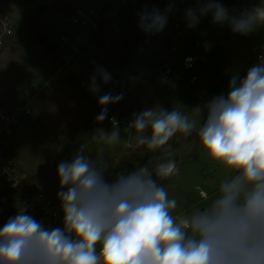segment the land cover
<instances>
[{
  "label": "clouds",
  "instance_id": "9594fccd",
  "mask_svg": "<svg viewBox=\"0 0 264 264\" xmlns=\"http://www.w3.org/2000/svg\"><path fill=\"white\" fill-rule=\"evenodd\" d=\"M171 11V5L163 13L143 10L140 28L149 34L163 31ZM208 14L214 24L227 23L233 32L247 34L264 24V0L239 17L230 16L219 0H204L185 10L187 27H196ZM97 72L104 83L110 81L104 69ZM230 89L227 98L217 96L206 105L207 120L199 129L209 155L237 172L221 184L209 207L177 223L170 214L177 201L168 199L147 166L108 184L103 169L81 150L57 169L61 187L67 186L58 193L64 230L47 229L21 211L0 228V264H264V62L251 67L239 85L233 77ZM91 91H99L95 75ZM120 99L122 94L106 93L99 104ZM200 113L199 107L190 115L150 109L134 114L129 127L140 134L139 145L156 149L177 132L189 134ZM106 117L104 107L96 119ZM149 128L150 136L144 134ZM102 139L118 142L119 130ZM175 171L169 160L157 166L156 174Z\"/></svg>",
  "mask_w": 264,
  "mask_h": 264
},
{
  "label": "rangeland",
  "instance_id": "374dc122",
  "mask_svg": "<svg viewBox=\"0 0 264 264\" xmlns=\"http://www.w3.org/2000/svg\"><path fill=\"white\" fill-rule=\"evenodd\" d=\"M58 1L60 0H0V11L7 14L17 26L16 44L0 54V104L26 103L30 105L32 112L26 129H19L11 139L2 143L1 150L28 177L44 163L47 153L53 151L89 112L96 100L92 97L95 93L91 91L92 77L96 76L99 90H103L115 78L114 69L118 58L127 53L120 41V31L119 34L107 32L111 45L99 54L80 49L73 54L74 58L68 64H62L61 57L59 61L51 58L28 33L31 27L41 30L58 47L61 36L79 32L84 34V31L76 30L71 25L70 16L57 6ZM127 1L132 11L142 12L147 9L151 12L159 9L162 13L166 10L163 3L168 2ZM170 1L175 7L171 6L172 11L168 13L163 31L155 33L156 38L148 44L146 42L116 76L130 93L131 100L122 106H113L111 116L118 119L119 114L126 115L134 109L135 104L138 111L129 113L116 127L107 122L101 133L95 134L85 144L83 154L103 169L105 182L112 184L116 182L121 159L127 148L139 146L137 136L140 134L127 125L128 121L134 122V114L150 109H163L190 115L199 107L201 113L190 133L177 132L165 146L176 157L175 175L165 187L168 199L177 201L176 208L171 209L170 214L186 218L197 209L209 207L220 195L221 184L237 174L236 170L209 155L202 145L199 129L207 120L206 105L217 96L228 97L232 78L235 77L239 85L251 67L264 62V24H258L254 30L241 34L233 32L227 23L214 24L211 14H208L200 17L195 30L186 25L169 32L171 23L181 14L179 0ZM253 1L255 0H219L229 10L230 16L237 17L247 13ZM256 1L258 5L255 8L261 5V0ZM203 2L204 0H199L200 4ZM64 3L72 9L82 3L98 9L103 5L101 2L95 4L92 0H64ZM181 19L186 21L185 15ZM139 22L140 18L132 24L140 32L146 33L140 28ZM163 33L167 37L158 39ZM171 33L175 35L174 38L170 36ZM166 40H172L174 44L187 42L190 45L189 53L197 60L195 67L183 74V82L162 77L159 74L161 67L155 66L159 58L163 59L168 54ZM254 48L256 49L253 50ZM258 55L262 58L258 59ZM90 61L95 63L94 66L89 64ZM203 61L205 62L202 64ZM100 68L110 74L108 83L100 78L97 72ZM76 72H79L77 76ZM192 75L197 80L190 85L188 80ZM80 81L87 86H81ZM114 128L119 130L120 140L109 144L102 137L104 133L110 134ZM59 164L43 191L62 205L58 193L67 191V186L61 187L57 171ZM201 192L205 194V198L201 197ZM3 194L5 189L0 184V196ZM8 220L7 217L1 218L0 226L3 227Z\"/></svg>",
  "mask_w": 264,
  "mask_h": 264
},
{
  "label": "built area",
  "instance_id": "2783aa9c",
  "mask_svg": "<svg viewBox=\"0 0 264 264\" xmlns=\"http://www.w3.org/2000/svg\"><path fill=\"white\" fill-rule=\"evenodd\" d=\"M92 1L95 4L101 2L103 5L98 9L82 3L80 6L75 7L69 15L71 25L76 30L84 31V34L79 32L70 36L63 35L60 37L59 47L62 50V64H68L72 61V58H74L73 54H76L80 49L91 50L94 54H99L104 48H108L111 45L107 32L119 34L123 22L128 21V19L134 22L140 18V10H134L130 14H127L119 0ZM171 3L168 0V8ZM179 5L181 14L171 23L169 32L177 31L182 26H186L187 21L181 19L182 15H185V10L198 8L200 3L199 0H179ZM171 6L175 7V4H171ZM100 25H102L101 41L103 45H99L92 38V35L99 29ZM133 26L135 28L134 36L144 34L147 44L150 40L156 38V34L142 33L135 25ZM195 29L194 27L193 30ZM16 31V24L7 14L0 11V54L4 50L9 49L12 43H15ZM165 37L167 35L163 33L158 39H164ZM166 42L165 46L167 45L168 54L172 57L158 60L159 67H161L159 74L164 78H172L176 82H183V74L191 71L195 67L197 60L189 53L190 45L187 42H180L179 44L168 43V40ZM64 47H68L66 52L63 51ZM257 58L261 59L262 57L258 55ZM89 64L94 66L95 63L90 61ZM78 74L79 72L75 73L76 76ZM196 80V77L192 75L188 83L193 85ZM79 84L84 87L87 86L83 81H80ZM102 95V90H99L92 97L98 99ZM31 118L30 105L26 103L0 104V184L6 192H21L19 198L7 212L0 211V219L3 217L14 218L23 211L37 222L42 223L47 229L60 228L64 230V217L62 216L60 207L44 191H24L23 187L26 185L29 177L1 150V144L11 139L20 128L25 127ZM108 123L116 127L121 121L110 116ZM131 123V121H128L127 125L129 126ZM200 195L203 198L206 197L202 192ZM173 218L179 223L184 217L176 215ZM0 228L2 227L0 226ZM101 247L102 245L98 243L96 246L98 254Z\"/></svg>",
  "mask_w": 264,
  "mask_h": 264
},
{
  "label": "trees",
  "instance_id": "16d2710c",
  "mask_svg": "<svg viewBox=\"0 0 264 264\" xmlns=\"http://www.w3.org/2000/svg\"><path fill=\"white\" fill-rule=\"evenodd\" d=\"M119 1L121 2L122 8L125 9L127 14H130L132 10L129 2L127 0ZM257 5L258 2L256 0L251 2L248 12H252ZM57 6H59L67 15H70L73 11L71 7L64 3V0L58 1ZM101 29L102 25H100L99 29L92 35L94 41L99 43V45H103L101 41ZM134 30L135 28L131 20L128 19V21L122 23L120 41L127 53L123 57L118 58L114 69L115 78L102 90L103 95L106 93H111L113 96L122 94V99L116 103H110L106 106H101L99 104V99L94 100L87 115L76 124L73 130L67 134L60 144L55 146L53 151H49L47 153L44 163L32 176L28 178L26 185L23 187L24 191H43L45 184L53 174V171L58 163L69 162L76 156L78 152H81V150L84 152L83 148L85 144L108 122V118L112 114L113 106H122L129 99L131 100L130 93L120 84L116 76L122 70V68L131 62L134 56L146 45L147 41L144 34L134 36ZM28 33L34 42L51 58L59 61V57L62 56V50L60 47L50 42L49 39L42 33V31L36 27H31ZM15 44L16 43H12V46ZM133 103L135 104L136 102L133 101ZM104 107L107 108V117L103 121H97L96 118ZM137 111L138 106L135 104L134 109L128 112V114ZM128 114L125 115L121 113L119 114L118 119L123 120ZM146 135H151V129L148 130ZM165 146H167V143L164 146L156 149H149L147 145H139L138 147L128 148L121 159V167L118 169L116 181L121 176H126L134 171H137L141 167L147 166L152 172V178L156 180L160 186L165 188L173 179L175 172L174 174L166 177L158 176L156 174L157 166L161 163H167L169 160L174 162L176 161V157H174ZM20 193L21 192L5 191V194L0 196V211L7 212L12 207L14 202L19 198ZM54 202H56V204L60 207L62 216L64 217L62 205L56 200H54Z\"/></svg>",
  "mask_w": 264,
  "mask_h": 264
},
{
  "label": "crops",
  "instance_id": "0c3cea01",
  "mask_svg": "<svg viewBox=\"0 0 264 264\" xmlns=\"http://www.w3.org/2000/svg\"><path fill=\"white\" fill-rule=\"evenodd\" d=\"M172 36H173V35H172ZM174 37H175V35H174L172 38H174ZM166 43H167V42H165V44H166ZM168 43H172V40H168ZM255 49H256V48H254L253 50H255ZM196 50H197V49H196ZM157 55H159V54H157ZM167 57H169V54H167L166 57H162V58H167ZM159 59H160V58H159ZM159 59H158V60H159ZM204 62H205V61H203L202 64H203ZM158 63H159V62H158ZM158 67H159V65L157 66V68H158ZM105 126H106V125H104V126H103V127H102V128L96 133V135H98L99 133H101V130H103V128H104ZM23 128L26 129V126L23 127ZM20 129H21V128H20ZM114 129H115V128H114ZM114 129H113V130H114ZM113 130H111V131H113ZM147 132H148V131H147ZM146 134H147V133H146ZM94 137H95V136H94ZM128 148H131V147H128ZM128 148H127V149H128ZM173 156H174V155H173Z\"/></svg>",
  "mask_w": 264,
  "mask_h": 264
},
{
  "label": "water",
  "instance_id": "95a60500",
  "mask_svg": "<svg viewBox=\"0 0 264 264\" xmlns=\"http://www.w3.org/2000/svg\"><path fill=\"white\" fill-rule=\"evenodd\" d=\"M163 8L167 9L168 5L166 4V2L163 3ZM68 50V47H64L63 51L66 52ZM159 65V63H156L155 66L157 67ZM181 160H184V157H181Z\"/></svg>",
  "mask_w": 264,
  "mask_h": 264
}]
</instances>
